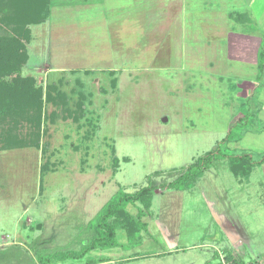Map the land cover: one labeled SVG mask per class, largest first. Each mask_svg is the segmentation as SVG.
I'll return each instance as SVG.
<instances>
[{"label":"rangeland","instance_id":"rangeland-1","mask_svg":"<svg viewBox=\"0 0 264 264\" xmlns=\"http://www.w3.org/2000/svg\"><path fill=\"white\" fill-rule=\"evenodd\" d=\"M52 2L20 73L57 88L39 146L5 148L26 128L0 136V264L81 251L117 193L174 181L241 120L240 140L185 189L127 207L137 241L118 229V246L50 264H214L227 251L264 264V163L246 178L231 169L264 156V0Z\"/></svg>","mask_w":264,"mask_h":264},{"label":"trees","instance_id":"trees-1","mask_svg":"<svg viewBox=\"0 0 264 264\" xmlns=\"http://www.w3.org/2000/svg\"><path fill=\"white\" fill-rule=\"evenodd\" d=\"M50 6L51 0H0V136L2 133H5V135L14 134L19 129H27L25 137L15 136L16 143L14 139H5V148H14V146L21 148L38 147L44 103L45 101L52 102L55 100L53 98V94L57 89L55 84L47 85L46 90H44L43 87H38L35 77L20 75L23 67L30 59L27 51V45L31 43L33 37L30 26L46 22ZM235 18L241 23L252 21V19L247 18L245 13H240ZM263 43L258 58V67L261 70L258 76L259 80L263 79L264 74ZM14 75L17 76L8 81L9 76ZM260 88L259 84L255 90ZM254 93L252 96H254ZM242 121H239L229 130L227 137L222 140L218 148L200 158L197 163L187 168L174 181L159 186L150 183L134 193L124 191L117 193L96 217L93 223L95 236L92 237L89 243L84 245L81 251H67L55 253L47 258L42 257L39 264H50L53 260L86 258L87 255L97 249L106 250L116 247L118 246L116 240L118 229L125 231L130 243L141 237L144 225L141 223V219H136L128 211L127 207L140 204L143 209L149 211L152 207L155 192L158 189L175 191L185 189L196 178L195 174L191 173L194 167H200V170L208 169L214 159L223 155L220 145L240 140L242 134H239L237 138L233 134L235 128L239 124L241 125ZM6 123L9 125V131L3 128ZM232 159L236 160L234 163L232 161L231 169L233 173L237 177L244 178L252 173L256 164L264 163V156L260 161H254L249 154L233 156ZM236 162L242 163L235 164ZM92 261H87V264H96ZM214 264L255 263L236 258L232 252L227 251L224 252V259Z\"/></svg>","mask_w":264,"mask_h":264},{"label":"crops","instance_id":"crops-1","mask_svg":"<svg viewBox=\"0 0 264 264\" xmlns=\"http://www.w3.org/2000/svg\"><path fill=\"white\" fill-rule=\"evenodd\" d=\"M51 3H53L52 0H51ZM33 26H35V25H33ZM33 26H30V28H32ZM257 65H258V62H257ZM257 82H258V81H257ZM257 86H258V85H256V86L254 87V89H253V92H255V93H254V99H256L255 97H256V95H257V93H256L257 90H255Z\"/></svg>","mask_w":264,"mask_h":264}]
</instances>
